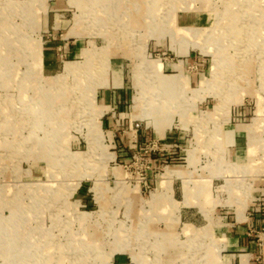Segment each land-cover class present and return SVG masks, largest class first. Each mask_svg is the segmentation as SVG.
Wrapping results in <instances>:
<instances>
[{
    "label": "rangeland",
    "instance_id": "374dc122",
    "mask_svg": "<svg viewBox=\"0 0 264 264\" xmlns=\"http://www.w3.org/2000/svg\"><path fill=\"white\" fill-rule=\"evenodd\" d=\"M249 140L264 0H0V264H210L237 226L264 264Z\"/></svg>",
    "mask_w": 264,
    "mask_h": 264
},
{
    "label": "crops",
    "instance_id": "0c3cea01",
    "mask_svg": "<svg viewBox=\"0 0 264 264\" xmlns=\"http://www.w3.org/2000/svg\"><path fill=\"white\" fill-rule=\"evenodd\" d=\"M242 134L252 133V129H242ZM254 142H244V144H240V147L236 149V157L237 160L240 161V164L244 167H252L259 164L260 160L259 158H262L261 155H259V152L264 157V145L262 146H254ZM242 146V147H241ZM257 155L259 156L257 158ZM246 160V161H245ZM242 162V163H241ZM189 197V193L186 192ZM187 199V198H186ZM184 200V203H188L187 200ZM238 215V214H237ZM236 215V216H237ZM238 217V216H237ZM242 218V217H241ZM244 219H247L245 217ZM207 229L206 231H208ZM244 227L237 226L236 228H227L225 232L222 233L221 238H219L218 243L221 249L223 250L224 254L221 258V260L215 259V255L211 254L210 258V264H247L248 257L246 254H240L239 252L245 248H249L251 251H255V246H253L247 239L246 236L242 233ZM235 231V233H234ZM210 233V232H209Z\"/></svg>",
    "mask_w": 264,
    "mask_h": 264
},
{
    "label": "bare ground",
    "instance_id": "6f19581e",
    "mask_svg": "<svg viewBox=\"0 0 264 264\" xmlns=\"http://www.w3.org/2000/svg\"><path fill=\"white\" fill-rule=\"evenodd\" d=\"M159 1V0H158ZM160 6V5H159ZM156 8H158V7H156ZM155 10V9H154ZM136 25V24H135ZM139 25V24H138ZM164 26V25H163ZM162 28V27H161ZM162 31H163V28H162ZM164 31H166V30H164ZM220 64V63H219ZM219 64H218V66H219ZM67 71L70 73V72H76V73H78L77 71V69L75 70V67L74 66H72V64L71 63H67ZM155 73H157V77H156V79H157V86H160V85H166V84H168V83H174L175 81H176V76H164V75H161L160 74V72H159V69L158 68H156L155 69ZM138 80V79H137ZM152 89V88H151ZM150 96H151V92L148 90V89H143V91L138 95V97L136 98V102H141V100H143V98H150ZM156 98H157V94L155 93V95H154ZM146 101H148L147 99H146ZM233 129H235V128H233ZM241 132H243V131H241ZM246 161V160H245ZM174 170V169H173ZM176 170V169H175ZM5 254V253H4Z\"/></svg>",
    "mask_w": 264,
    "mask_h": 264
}]
</instances>
